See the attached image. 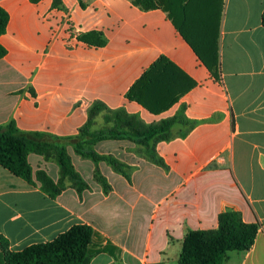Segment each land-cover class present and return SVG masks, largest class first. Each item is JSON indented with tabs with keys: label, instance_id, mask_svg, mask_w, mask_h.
Wrapping results in <instances>:
<instances>
[{
	"label": "crops",
	"instance_id": "obj_1",
	"mask_svg": "<svg viewBox=\"0 0 264 264\" xmlns=\"http://www.w3.org/2000/svg\"><path fill=\"white\" fill-rule=\"evenodd\" d=\"M224 2L218 80L163 8L146 11L132 0H0L9 14L0 37V126L73 138L98 103L146 125L179 117L169 140L144 145L125 133L93 146L126 174L69 143L87 184L82 191L68 184L50 197L39 175L57 185L61 169L41 154L28 155L32 183L0 166V264L7 251L51 242L80 224L105 249L90 264H178L186 234L217 229L227 211L260 228L252 248L230 253L225 264H264V0ZM68 18L78 37L73 48L64 34ZM162 57L194 85L155 114L130 91ZM102 114L91 131L113 126Z\"/></svg>",
	"mask_w": 264,
	"mask_h": 264
},
{
	"label": "trees",
	"instance_id": "obj_2",
	"mask_svg": "<svg viewBox=\"0 0 264 264\" xmlns=\"http://www.w3.org/2000/svg\"><path fill=\"white\" fill-rule=\"evenodd\" d=\"M143 10L163 8L172 18L183 38L192 47L199 59L222 80L220 53L221 24L224 14V0H132ZM9 23L8 12L0 6V37L6 32ZM264 26V14L262 16ZM6 49L0 44V59ZM194 82L183 71L165 57L160 58L132 87L130 97L159 114L168 110L192 88ZM104 113L106 123L113 126L106 130L91 131L93 119ZM112 116V118H111ZM179 117L162 119L158 123L144 124L135 115L124 110L109 111L103 104H96L90 111L87 126L77 137L59 138L39 132H22L14 122L0 126V166L17 177L32 183V168L28 162L30 153L44 155L57 161L61 169V180L56 185L46 175L40 174L43 190L56 197L67 185L79 191L87 187L76 172L66 146L74 144L76 152L84 158L110 163L114 169L125 173L124 166L116 159L97 154L93 146L106 139H117L129 133L137 141L149 145L151 140L171 139V127ZM164 165V162L150 155ZM106 188V180L97 173ZM260 226L243 222L236 211L223 212L219 226L209 231H189L183 241L178 264H225L232 252H245L255 243ZM95 230L88 225H75L51 242L35 244L19 252L5 253V264H90L92 258L105 249L94 245ZM1 240V239H0ZM7 245V242L4 241Z\"/></svg>",
	"mask_w": 264,
	"mask_h": 264
},
{
	"label": "built area",
	"instance_id": "obj_3",
	"mask_svg": "<svg viewBox=\"0 0 264 264\" xmlns=\"http://www.w3.org/2000/svg\"><path fill=\"white\" fill-rule=\"evenodd\" d=\"M64 34L66 37V44L68 47H75L76 43L78 42V37L75 34L76 29L72 26L70 18L67 19L66 24L64 25Z\"/></svg>",
	"mask_w": 264,
	"mask_h": 264
},
{
	"label": "rangeland",
	"instance_id": "obj_4",
	"mask_svg": "<svg viewBox=\"0 0 264 264\" xmlns=\"http://www.w3.org/2000/svg\"><path fill=\"white\" fill-rule=\"evenodd\" d=\"M103 115V117H104V114H102ZM111 118H112V116H111ZM104 121H105V117H104ZM105 123H106V121H105Z\"/></svg>",
	"mask_w": 264,
	"mask_h": 264
}]
</instances>
